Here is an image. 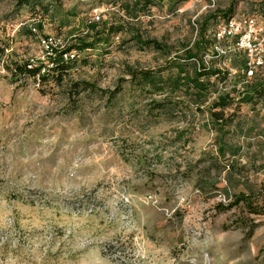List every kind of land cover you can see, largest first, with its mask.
<instances>
[{
    "label": "rangeland",
    "instance_id": "1",
    "mask_svg": "<svg viewBox=\"0 0 264 264\" xmlns=\"http://www.w3.org/2000/svg\"><path fill=\"white\" fill-rule=\"evenodd\" d=\"M229 3L0 0V264H264V67L215 55L219 17L199 34ZM242 14L264 26V0H237ZM90 22L100 41L71 52L61 83L11 71L47 70ZM199 65L228 74L200 106L182 83ZM248 84L260 93L239 103ZM215 91L234 99L222 127ZM241 194L257 214L222 210Z\"/></svg>",
    "mask_w": 264,
    "mask_h": 264
},
{
    "label": "trees",
    "instance_id": "2",
    "mask_svg": "<svg viewBox=\"0 0 264 264\" xmlns=\"http://www.w3.org/2000/svg\"><path fill=\"white\" fill-rule=\"evenodd\" d=\"M237 5V0H230L229 6L226 10L222 11L220 14H212L206 17V20L204 21V25L201 28L199 34L200 36H203L207 31V23L210 20L216 19V17H219L215 21V26L213 28V38H214V30L217 26V24L227 18L233 17L235 7ZM245 15V14H242ZM240 15V16H242ZM98 24L96 22H90L87 24V32L83 34L82 36H78V38H75L72 40L67 46H65L62 50H53L51 49V52H54L53 56L47 57V60L51 63V67L46 70L48 66H45L43 62L39 63L38 66L35 68H28L29 62L25 63H13V70L11 71L14 73L15 76H27L28 78H34L38 79L41 83H48L50 79L54 83H61L63 78L66 76L67 73L71 70V60L72 55L71 52L76 51L78 53L84 52L88 49H93L94 45L97 43V41H100L98 35H100V32L97 31ZM114 31L112 25L108 26L106 28V31ZM118 32V31H115ZM101 39V38H100ZM135 40L138 43H141L143 45H155L157 48H162L161 45L154 41H142L138 36L135 37ZM200 41V40H199ZM197 42L195 44V52L190 53L186 59L191 60L194 58H197L199 53H202V51H206L208 47L210 46V41H202ZM203 46V48H202ZM74 59V56H73ZM234 63H238L237 65L234 64V67H237L239 70H243L245 73H247V67H246V61L245 60H238V56H235L233 58ZM45 69V72L41 74L42 70ZM259 69V68H258ZM10 71V70H9ZM180 73H182L180 69ZM131 75L133 79L135 80L138 77L140 78L139 82L145 81L148 85H153L155 91H160L161 88H156V79L154 76V73H151L149 71H134L131 72ZM227 75L225 73H221L218 70L208 69L204 67L203 65H199L197 68H195L190 76H185L186 78L183 80V85L186 90H189V96L190 99H195V103L200 105H204L208 99V96L211 95L212 91H210L212 84L210 82L212 77H215L213 83L217 81H225L227 79ZM143 84V83H142ZM141 85V84H140ZM261 84L255 85L254 87L252 84H248L244 88V93L238 98L240 100L239 103H249L252 98V92L253 93H260L258 88ZM252 91V92H251ZM216 97L209 102L208 107V114L213 122L219 123L220 127L225 126L227 124V120L224 119V111L225 109L229 108V106L234 102L233 98L229 96V94L225 92H216ZM160 107L161 102H159ZM198 108V105H197ZM224 121V124H222ZM221 149V148H220ZM222 151V150H221ZM249 196H246L244 194L238 195L234 202L229 204L227 207L222 208V210H226L228 208L237 206L239 203L243 202L249 212L251 214H257V211L252 208V205L250 204L248 200Z\"/></svg>",
    "mask_w": 264,
    "mask_h": 264
},
{
    "label": "built area",
    "instance_id": "3",
    "mask_svg": "<svg viewBox=\"0 0 264 264\" xmlns=\"http://www.w3.org/2000/svg\"><path fill=\"white\" fill-rule=\"evenodd\" d=\"M214 39L217 44L227 42L224 48L215 45V55H224L227 50L242 53L248 74L264 67V26L253 16H233L220 21L214 30Z\"/></svg>",
    "mask_w": 264,
    "mask_h": 264
}]
</instances>
